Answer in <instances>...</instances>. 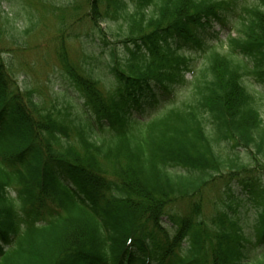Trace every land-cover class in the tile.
Returning a JSON list of instances; mask_svg holds the SVG:
<instances>
[{
	"label": "trees",
	"instance_id": "16d2710c",
	"mask_svg": "<svg viewBox=\"0 0 264 264\" xmlns=\"http://www.w3.org/2000/svg\"><path fill=\"white\" fill-rule=\"evenodd\" d=\"M85 1L121 51L60 54L51 103L0 47V264H264V0Z\"/></svg>",
	"mask_w": 264,
	"mask_h": 264
},
{
	"label": "rangeland",
	"instance_id": "374dc122",
	"mask_svg": "<svg viewBox=\"0 0 264 264\" xmlns=\"http://www.w3.org/2000/svg\"><path fill=\"white\" fill-rule=\"evenodd\" d=\"M70 1L72 0H0V47L3 48V55L12 62L14 77L19 86L29 87L40 99H45L47 104L54 99L55 91L62 87L64 91L66 86L59 77L60 54L66 56L72 64L81 66L84 61V47L95 50L94 54L106 58L110 49L114 48L118 53L121 51V45L116 41L121 39L127 29V22L121 18L100 22L109 44L103 46L97 41L89 43V38L95 39L99 34L96 29L92 30L94 27L83 16L86 1L73 0L79 7L77 12L65 10ZM255 4L256 0H237L236 10L241 16H246L243 7ZM233 20V23L238 22L237 17H233ZM224 43L223 38L222 46ZM214 49L217 51L218 45ZM184 53L192 61L193 69L200 68L208 54L189 50ZM191 76V73H186L185 79L190 80ZM189 90L187 84L179 92L176 91L174 104H179ZM259 90L257 101L264 119V89ZM68 93L73 98L76 97L73 90ZM247 218L251 220V216Z\"/></svg>",
	"mask_w": 264,
	"mask_h": 264
}]
</instances>
